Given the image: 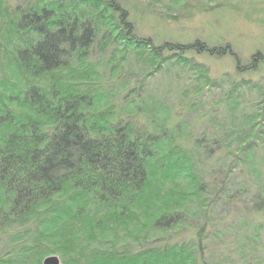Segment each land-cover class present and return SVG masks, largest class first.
<instances>
[{"label":"trees","instance_id":"obj_1","mask_svg":"<svg viewBox=\"0 0 264 264\" xmlns=\"http://www.w3.org/2000/svg\"><path fill=\"white\" fill-rule=\"evenodd\" d=\"M130 6L0 0V264H264V51L158 42Z\"/></svg>","mask_w":264,"mask_h":264},{"label":"rangeland","instance_id":"obj_2","mask_svg":"<svg viewBox=\"0 0 264 264\" xmlns=\"http://www.w3.org/2000/svg\"><path fill=\"white\" fill-rule=\"evenodd\" d=\"M29 1L32 0H6V6L12 12L18 5ZM132 1L137 2L138 6H130L128 9L138 33L144 37H153L158 42L178 39L191 43L200 39L212 45L231 44L245 63L256 51H264V0ZM148 1L153 2L151 6L148 5ZM198 60L209 67L215 78L235 81L248 79L246 75H237L231 58ZM254 77L264 81V68L260 75ZM164 83L165 78H159L151 82L149 89L157 92L163 89ZM178 89L179 87L174 85L172 92L167 96V103L176 100L175 94ZM259 123L260 120L257 124ZM123 242L128 248L135 243L130 237ZM211 255L210 258L214 260L212 264H226L224 258L226 255L223 251L216 250ZM52 256L60 260L58 255Z\"/></svg>","mask_w":264,"mask_h":264},{"label":"water","instance_id":"obj_3","mask_svg":"<svg viewBox=\"0 0 264 264\" xmlns=\"http://www.w3.org/2000/svg\"><path fill=\"white\" fill-rule=\"evenodd\" d=\"M43 264H60V260L56 256L47 257Z\"/></svg>","mask_w":264,"mask_h":264}]
</instances>
